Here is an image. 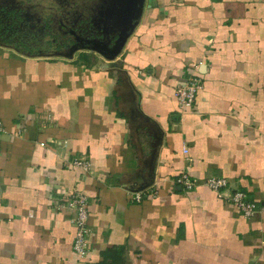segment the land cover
I'll return each instance as SVG.
<instances>
[{
    "label": "crops",
    "instance_id": "crops-1",
    "mask_svg": "<svg viewBox=\"0 0 264 264\" xmlns=\"http://www.w3.org/2000/svg\"><path fill=\"white\" fill-rule=\"evenodd\" d=\"M91 52L0 51V264H264V0H144L113 56ZM193 70L203 88L181 109ZM185 173L228 186L184 189ZM74 191L89 199L84 257L57 208Z\"/></svg>",
    "mask_w": 264,
    "mask_h": 264
},
{
    "label": "rangeland",
    "instance_id": "rangeland-1",
    "mask_svg": "<svg viewBox=\"0 0 264 264\" xmlns=\"http://www.w3.org/2000/svg\"><path fill=\"white\" fill-rule=\"evenodd\" d=\"M119 3V4H118ZM121 0H0V51L40 57H76L75 35L111 48L117 41V13ZM77 42V40H76ZM84 52L86 56L93 52ZM78 61V60H77Z\"/></svg>",
    "mask_w": 264,
    "mask_h": 264
},
{
    "label": "built area",
    "instance_id": "built-area-1",
    "mask_svg": "<svg viewBox=\"0 0 264 264\" xmlns=\"http://www.w3.org/2000/svg\"><path fill=\"white\" fill-rule=\"evenodd\" d=\"M195 69V68H194ZM203 88L202 77L197 70L191 71L186 82L179 85L175 89V96L178 106L181 109L190 110L196 102L198 92ZM0 131H4L2 122L0 120ZM44 145V143H42ZM187 152V149L185 148ZM73 164L84 169L89 168V161L84 158H74ZM176 183L184 189H193L200 184L208 186L215 191H221L228 186V179L223 176H210L204 180L198 181L192 179L188 174H182L176 179ZM137 199H141V194L135 195ZM231 201L234 208L247 218H252L258 211V203L255 200L248 198L245 191L235 190L231 195ZM58 209L70 208L74 212V226L76 228L75 237L73 241V249L80 256L84 257L88 252L87 237L91 231L89 225V199L81 191H74L72 194L57 205Z\"/></svg>",
    "mask_w": 264,
    "mask_h": 264
},
{
    "label": "water",
    "instance_id": "water-1",
    "mask_svg": "<svg viewBox=\"0 0 264 264\" xmlns=\"http://www.w3.org/2000/svg\"><path fill=\"white\" fill-rule=\"evenodd\" d=\"M143 2L144 0H132L129 16L126 19L124 28L117 37V41L114 47L115 49L109 48L105 45H102L101 47H95V49L106 56L107 55L110 57L113 56L116 53L117 49L121 48L125 39L129 36L130 32L132 31L135 23L138 21L143 6Z\"/></svg>",
    "mask_w": 264,
    "mask_h": 264
},
{
    "label": "flooded vegetation",
    "instance_id": "flooded-vegetation-1",
    "mask_svg": "<svg viewBox=\"0 0 264 264\" xmlns=\"http://www.w3.org/2000/svg\"><path fill=\"white\" fill-rule=\"evenodd\" d=\"M123 1V0H121ZM70 33H71V36H76L75 38V46L76 47H88V48H95V47H101L103 45L102 42H96V40L94 39H91V38H83L79 35H77V33L73 30V29H70ZM118 37V36H117ZM77 40V42H76Z\"/></svg>",
    "mask_w": 264,
    "mask_h": 264
},
{
    "label": "trees",
    "instance_id": "trees-1",
    "mask_svg": "<svg viewBox=\"0 0 264 264\" xmlns=\"http://www.w3.org/2000/svg\"><path fill=\"white\" fill-rule=\"evenodd\" d=\"M82 58H85V55H84L83 53L81 54V59H82Z\"/></svg>",
    "mask_w": 264,
    "mask_h": 264
}]
</instances>
